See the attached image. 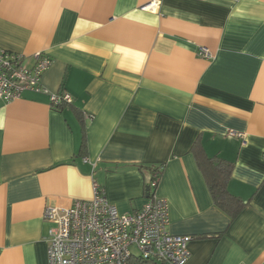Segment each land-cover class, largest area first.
Returning <instances> with one entry per match:
<instances>
[{
    "label": "crops",
    "instance_id": "obj_1",
    "mask_svg": "<svg viewBox=\"0 0 264 264\" xmlns=\"http://www.w3.org/2000/svg\"><path fill=\"white\" fill-rule=\"evenodd\" d=\"M0 47L51 59L45 92L0 101V264H47L43 209L90 199L93 181L139 209L161 165L185 264H264V0H0ZM58 92L72 102L51 106ZM199 151L232 163L234 217Z\"/></svg>",
    "mask_w": 264,
    "mask_h": 264
},
{
    "label": "built area",
    "instance_id": "obj_2",
    "mask_svg": "<svg viewBox=\"0 0 264 264\" xmlns=\"http://www.w3.org/2000/svg\"><path fill=\"white\" fill-rule=\"evenodd\" d=\"M155 6L156 2H151L144 8ZM199 54L211 57L204 46ZM50 63L51 59L42 51L27 56L0 47V101L9 102L26 90L45 92L41 76ZM50 101L70 104L72 97L58 92L51 94ZM227 135L244 137L243 132L232 129ZM159 178V170L151 174L148 199L133 212H120L108 201L97 181L92 183L90 199H75L68 206H45L42 217L52 223L47 264H131L135 257L185 264L192 236L168 231V203L156 194Z\"/></svg>",
    "mask_w": 264,
    "mask_h": 264
},
{
    "label": "trees",
    "instance_id": "obj_3",
    "mask_svg": "<svg viewBox=\"0 0 264 264\" xmlns=\"http://www.w3.org/2000/svg\"><path fill=\"white\" fill-rule=\"evenodd\" d=\"M63 105H65L63 102L58 104L51 102V106L57 109L62 108ZM196 161L206 179L209 193L215 205L231 217L237 215L246 205V202L231 194L226 187L227 180L232 170V163L219 161V163L214 164L211 159L207 158L201 151L196 153ZM162 168V165L154 168L152 169V173L159 170V174L161 175ZM149 261L150 260L135 257L130 260V263L148 264Z\"/></svg>",
    "mask_w": 264,
    "mask_h": 264
},
{
    "label": "water",
    "instance_id": "obj_4",
    "mask_svg": "<svg viewBox=\"0 0 264 264\" xmlns=\"http://www.w3.org/2000/svg\"><path fill=\"white\" fill-rule=\"evenodd\" d=\"M146 194H147V196H148V194H149V187L147 186V188H146Z\"/></svg>",
    "mask_w": 264,
    "mask_h": 264
},
{
    "label": "rangeland",
    "instance_id": "obj_5",
    "mask_svg": "<svg viewBox=\"0 0 264 264\" xmlns=\"http://www.w3.org/2000/svg\"><path fill=\"white\" fill-rule=\"evenodd\" d=\"M132 251L137 252L136 248L131 247Z\"/></svg>",
    "mask_w": 264,
    "mask_h": 264
}]
</instances>
